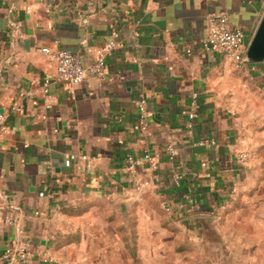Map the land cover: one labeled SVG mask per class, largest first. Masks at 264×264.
<instances>
[{"label": "crops", "instance_id": "0c3cea01", "mask_svg": "<svg viewBox=\"0 0 264 264\" xmlns=\"http://www.w3.org/2000/svg\"><path fill=\"white\" fill-rule=\"evenodd\" d=\"M211 11H225L250 44L264 0H0V112L9 124L0 143V191L9 195L0 198V256L12 240L29 239L22 264H118V255L129 263L125 238L134 230L149 256L166 250L146 259L139 249L141 264H264V87L250 80H264V61L238 68L207 51ZM115 28L102 78L55 79L44 46L78 51L89 64ZM144 152L155 166L132 170L128 157ZM71 153L89 154L93 166H65Z\"/></svg>", "mask_w": 264, "mask_h": 264}, {"label": "built area", "instance_id": "2783aa9c", "mask_svg": "<svg viewBox=\"0 0 264 264\" xmlns=\"http://www.w3.org/2000/svg\"><path fill=\"white\" fill-rule=\"evenodd\" d=\"M208 33L204 40V47L207 51L218 52L227 55L230 60L238 68H242L249 63L247 59V50L249 43L246 39L245 32L242 28L233 26L229 15L225 11H211L207 15ZM120 32L118 29L112 31L111 38L103 45L96 48L93 61L86 64L83 60L82 54L78 51L70 50L67 48L52 49L44 46L42 51L51 57L55 62L56 74L55 79L59 82H66L70 84H81L87 81L89 76L95 78H102L105 75L108 56L118 44V37ZM50 79H45L43 82L44 92L48 91ZM197 95H194L191 108L188 112L189 119L194 122L200 113V106L197 101ZM139 108V128L142 132L148 130V118L150 112L147 110L146 99L141 98L137 102ZM14 109L20 110V106H15ZM8 113L0 112V143L3 136L8 132ZM215 144V141L212 140ZM200 144H204L201 140ZM166 152L171 160L177 153L174 143H169L166 146ZM247 154H242V158H246ZM83 160L86 162L87 167L93 166L94 157L86 153H71L65 158L64 165L71 166L73 162ZM147 162L151 166H155V158L151 152H144L140 156L128 157V164L132 170H136L139 165ZM139 186V185H138ZM46 190L39 192L40 196H44ZM0 198L8 200L9 195L6 192L0 191ZM167 212L172 211V207L164 204ZM39 212H36L38 214ZM5 219L8 223L15 225L16 220L7 213ZM31 241L29 239L12 240L7 244L3 250L0 260L3 264H22L29 257V246Z\"/></svg>", "mask_w": 264, "mask_h": 264}, {"label": "rangeland", "instance_id": "374dc122", "mask_svg": "<svg viewBox=\"0 0 264 264\" xmlns=\"http://www.w3.org/2000/svg\"><path fill=\"white\" fill-rule=\"evenodd\" d=\"M251 81H253L252 82V85H253V87H258V85H260V88L262 89L263 87H264V80H263V78H261L260 79V84H259V82H257V80L256 79H253V78H251L250 79ZM256 81V82H255ZM255 83V84H254ZM264 92V89H263V91H262V94H264L263 93ZM164 208V207H163ZM164 210H165V208H164ZM213 239L214 240H217V241H220V240H226L227 239V236L225 237V236H221L220 234H214L213 236ZM193 238V240H197L196 238H194V237H192ZM159 240H161V237H159ZM125 241H126V245L129 247V248H127V250H128V252H129V254H130V256H131V262H127V261H123V259H119V255H118V264H141L140 263V259H141V257H140V254H138V250L140 249L139 247H138V236H137V234L136 233H134V230H132V232L131 233H127L126 234V238H125ZM144 244H146L145 242H143ZM131 244V245H130ZM141 251H139V252H141V256L143 255V257H145L146 259H148V258H151L152 256H153V258L155 257H163L162 255H163V252H165L166 250H161V251H159L158 250V252L156 253V255H152V256H149L148 254H147V248L145 247L144 248V246L140 249ZM155 251H157V250H155ZM203 251V250H202ZM217 251H220V249L219 248H217V249H214L213 250V254H214V256H218V255H220V254H218V252ZM236 251H238V250H232V255H236ZM243 250H240V252H242ZM118 252H119V249H118ZM204 252V251H203ZM224 252V251H223ZM192 254L195 256L196 255V252L194 253V252H192ZM165 255V254H164ZM246 255V254H245ZM198 256H204V253H198ZM152 259V258H151Z\"/></svg>", "mask_w": 264, "mask_h": 264}, {"label": "water", "instance_id": "95a60500", "mask_svg": "<svg viewBox=\"0 0 264 264\" xmlns=\"http://www.w3.org/2000/svg\"><path fill=\"white\" fill-rule=\"evenodd\" d=\"M247 59L251 62L264 61V15L249 44Z\"/></svg>", "mask_w": 264, "mask_h": 264}]
</instances>
